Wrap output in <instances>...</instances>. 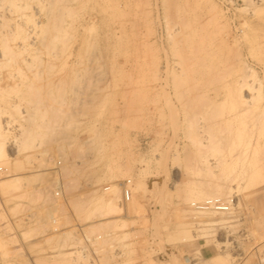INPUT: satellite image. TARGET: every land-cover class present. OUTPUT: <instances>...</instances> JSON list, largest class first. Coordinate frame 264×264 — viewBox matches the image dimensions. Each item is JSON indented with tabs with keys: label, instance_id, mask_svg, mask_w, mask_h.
Segmentation results:
<instances>
[{
	"label": "rangeland",
	"instance_id": "1",
	"mask_svg": "<svg viewBox=\"0 0 264 264\" xmlns=\"http://www.w3.org/2000/svg\"><path fill=\"white\" fill-rule=\"evenodd\" d=\"M21 4L0 8L21 27L0 54V264H85L78 225L101 264H264V0Z\"/></svg>",
	"mask_w": 264,
	"mask_h": 264
},
{
	"label": "built area",
	"instance_id": "2",
	"mask_svg": "<svg viewBox=\"0 0 264 264\" xmlns=\"http://www.w3.org/2000/svg\"><path fill=\"white\" fill-rule=\"evenodd\" d=\"M106 189H109V187H107ZM59 194H60V192L57 191L56 195H59ZM132 196H133L132 180L131 179H124L121 182L120 203L122 205H126L127 203H129L131 201ZM193 205L197 209H202V210L213 209V210H217V211H227L230 209L229 203L222 201V199H220V198H209V199H206L205 201L200 202V203H193ZM55 230L58 231L57 228ZM73 235H74V237L82 240V244L78 246V249H81V251L83 252V256L86 257L88 252H90L92 254V257L85 264H101L99 255H97L95 250H94V245L96 243V240L102 238V235H97V236L88 235L81 225L77 226V230L73 231ZM74 249L75 248H72V250H74ZM116 253H117L116 254L117 260L119 262L121 260L120 259L121 251L119 249H116ZM135 264H139V262H135Z\"/></svg>",
	"mask_w": 264,
	"mask_h": 264
},
{
	"label": "bare ground",
	"instance_id": "3",
	"mask_svg": "<svg viewBox=\"0 0 264 264\" xmlns=\"http://www.w3.org/2000/svg\"><path fill=\"white\" fill-rule=\"evenodd\" d=\"M11 1H12V4H11ZM22 1H24V0H0V8H4L5 9V5L7 4L8 5V3L13 7V8H15V7H17V9L18 8H20L21 6H22V4H21V2ZM19 3H20V5H19ZM10 5H8V8L9 9H11L9 6ZM20 6V7H19ZM22 8V7H21ZM21 10L22 9H20L19 10V13L21 12ZM24 10V9H23ZM8 11H10V10H8ZM17 10L15 9V13H17L16 12ZM24 11H22V13H23ZM22 13H20V14H22ZM11 14H12V12H11ZM10 14V15H11ZM19 14V17L21 16H24L25 15V13L23 14V15H20ZM17 17H18V15H17ZM17 20V19H16ZM15 20V21H16ZM19 20V19H18ZM21 21V20H20ZM37 24V23H36ZM11 25V24H10ZM39 24H37L36 25V29L40 26L41 27V25H39ZM3 27V28H5V29H0V54H1V56L3 57V56H5L6 55V52H7V50H6V48L8 47V43L6 44V41H8V39H7V37L8 36H12V34H14L15 32H16V30L17 29H19V27H20V24H15V25H11V26H7V21H6V14H5V12H2V13H0V27ZM34 26V25H33ZM38 26V27H37ZM1 27V28H2ZM35 27V26H34ZM21 28V27H20ZM34 30H35V28H34ZM35 32V31H34ZM37 32V31H36ZM18 33V32H17ZM16 33V34H17ZM15 34V35H16ZM36 35V34H35ZM18 38V37H17ZM36 38V37H35ZM33 40V39H32ZM16 41V40H15ZM19 42V41H18ZM38 42H41V41H38ZM16 43V42H15ZM37 44V43H36ZM5 45H7V47L5 46ZM22 47V46H21ZM36 48H38V47H36ZM21 49V48H20ZM23 49V48H22ZM33 49H34V46H33ZM36 50H38V49H36ZM14 54V53H13ZM5 58V57H4ZM103 201H101V203H102ZM110 203V202H109ZM108 203V204H109ZM95 205V204H94ZM113 204H111V206H112ZM107 206V205H106ZM113 207H114V205H113ZM108 208V207H107ZM112 208V207H111Z\"/></svg>",
	"mask_w": 264,
	"mask_h": 264
},
{
	"label": "crops",
	"instance_id": "4",
	"mask_svg": "<svg viewBox=\"0 0 264 264\" xmlns=\"http://www.w3.org/2000/svg\"><path fill=\"white\" fill-rule=\"evenodd\" d=\"M19 234H21V231H20V233ZM22 243V242H21ZM18 246V244H14L13 245V247H17ZM32 261V260H31ZM33 262V261H32Z\"/></svg>",
	"mask_w": 264,
	"mask_h": 264
}]
</instances>
